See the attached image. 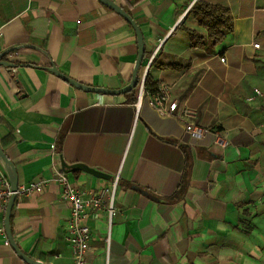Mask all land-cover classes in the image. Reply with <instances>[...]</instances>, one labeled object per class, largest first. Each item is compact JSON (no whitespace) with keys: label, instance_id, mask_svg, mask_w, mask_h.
<instances>
[{"label":"crops","instance_id":"crops-1","mask_svg":"<svg viewBox=\"0 0 264 264\" xmlns=\"http://www.w3.org/2000/svg\"><path fill=\"white\" fill-rule=\"evenodd\" d=\"M112 1L144 37L138 86L147 77L171 86L179 108L195 109V123L228 144L190 138L147 96L138 106V86L101 95L50 71L92 88L129 85L136 33L98 0H0V54L21 47L3 57L11 66L0 67V147L19 187L49 183L41 194L17 197L14 243L34 261L73 264L71 207L58 175L80 191H100L120 174L112 226L89 210L87 264H264V0ZM198 2L230 11L234 31L215 47H193L190 32L207 34L188 11ZM5 218L0 210V264H27L10 244Z\"/></svg>","mask_w":264,"mask_h":264},{"label":"built area","instance_id":"built-area-1","mask_svg":"<svg viewBox=\"0 0 264 264\" xmlns=\"http://www.w3.org/2000/svg\"><path fill=\"white\" fill-rule=\"evenodd\" d=\"M191 5L188 11L193 9ZM3 33L0 29V39ZM259 44H254V48H259ZM153 55L152 59L154 58ZM224 62V59H222ZM139 101L138 106L144 96L148 97L149 105L154 108L157 114L162 118H176L180 120L185 127V133L192 139H200L208 135H213L215 143L221 147H225L228 143L223 136L210 128L202 127L195 123L197 111L193 108L183 106L179 108L177 100L172 98L171 86L161 84L157 92L150 94L146 91L145 79L138 86ZM256 96H261V92L256 90ZM120 174L112 181L109 188L100 191H80L75 187L66 175L60 174L57 182L61 187L62 199L69 203L71 207L70 219L67 223V242L73 252V264H87L86 257L89 252V245L92 238V231L85 221L90 216L89 210H93L92 214L95 218L102 213L108 218L109 227L116 215L115 196L119 186ZM48 181L41 180L23 185L18 188L17 192L11 189L9 178L0 164V210L6 211L9 199L12 195L17 197H29L33 194H41L48 187ZM264 189V181H263ZM107 250L110 245V236L106 239ZM9 245V243H7Z\"/></svg>","mask_w":264,"mask_h":264},{"label":"water","instance_id":"water-1","mask_svg":"<svg viewBox=\"0 0 264 264\" xmlns=\"http://www.w3.org/2000/svg\"><path fill=\"white\" fill-rule=\"evenodd\" d=\"M98 1L103 6L107 7L108 9H110V10L114 11L115 13H117L118 15H120L134 29V31L136 33L137 44H138V56H137L134 72L132 75V79H131L129 85L126 86L125 88L117 90V91H112V90L102 89V88H92V87L82 85L76 81H73L72 79H70V78L66 77L65 75H63L62 73H60L55 67H52L50 69V71L52 73L56 74L57 76H59L61 79H63L64 81H66L70 85H72L73 87H76V88L83 90V91H86V92L98 93L101 95H105V94H109V95L127 94V93L134 91L137 88L138 83H139L138 75H139V71L142 67L144 57H145L144 37H143V34H142L139 26L135 23L133 18L126 11H124L123 8H121L119 5H117L112 0H98ZM20 48L21 47L10 49V50L0 54V67L1 66H11L10 63H6L3 61V57L9 53H12V52H15L16 50H19ZM0 164H1L2 168L4 169V171L6 172L8 178H9L12 191L14 193L17 192V190L19 188V181H18V175H17L16 168H15L14 164L5 155V153L1 147H0ZM62 166L65 169L69 168V170H71V171L81 170V171H85L87 173H90L92 175H95L97 177L102 176L101 173H98L97 171L90 169L86 166L75 165L74 167H69L64 161H62ZM16 199H17V196L15 194L12 195L11 198L9 199L8 207L6 209L5 228H6V232H7L10 244L13 247V249L15 250V252L19 255V257L24 262H26L27 264H43L41 262L34 261L31 258H29L28 256H26L25 254H23L13 241L12 234H11L10 221H11V214H12V210H13Z\"/></svg>","mask_w":264,"mask_h":264},{"label":"trees","instance_id":"trees-1","mask_svg":"<svg viewBox=\"0 0 264 264\" xmlns=\"http://www.w3.org/2000/svg\"><path fill=\"white\" fill-rule=\"evenodd\" d=\"M191 14L207 32L205 37L193 31L190 32L193 47H215L234 31L230 11L225 7L198 2L194 5ZM159 86L153 84L149 77L145 79V87L148 93L157 92ZM187 184L188 178L184 176L177 192V198L184 194Z\"/></svg>","mask_w":264,"mask_h":264}]
</instances>
